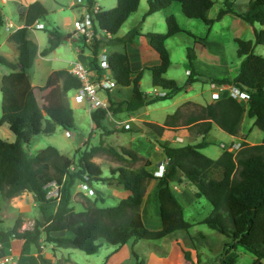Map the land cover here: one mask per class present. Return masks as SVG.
Returning <instances> with one entry per match:
<instances>
[{"label": "trees", "instance_id": "1", "mask_svg": "<svg viewBox=\"0 0 264 264\" xmlns=\"http://www.w3.org/2000/svg\"><path fill=\"white\" fill-rule=\"evenodd\" d=\"M174 1L180 3L186 17L207 25L227 13L251 25L254 41L234 39L238 46L237 56L241 58L237 72L234 76L214 78L196 71V51L194 47L188 46L189 69L186 80L180 83L167 78L165 74L171 61L165 42L179 32H187L170 15L166 18V32L144 34L149 48L158 54L160 63L133 71L125 49L107 53L108 69L117 87L108 93L107 109L98 108L89 113L93 129L109 135L112 131L105 124L108 111L113 114L133 113L157 101L172 99L188 85L202 82L232 86L246 91L249 98L244 101L225 94L222 99L204 105L199 114L190 115L185 120L191 133L204 137L215 125L229 135L236 136L244 114L264 133V57L252 51L254 44L264 45V28L255 27L256 24L264 26V0H249L243 12L233 8V0H148L144 16L164 9ZM217 1L222 6L217 16L210 18L208 11ZM138 4L139 0H117L114 7L99 8L94 12V1L87 0L86 10L92 22L93 34L90 44L85 42V37L82 38L81 50L87 49L95 55L93 64L98 71L101 68L97 55L102 48L137 45V39L141 36L138 27L131 28L122 36L118 35V31L136 11ZM13 6L22 26L8 37L17 47L15 60L0 56V64L9 69L0 80V126L6 124L14 135L13 141L0 137V192L4 198H12L23 192L31 193L43 213L44 206L55 202L47 197L50 189L47 185L55 182L60 193L54 213L43 221L36 220L33 227L24 230L19 225L8 230L0 228L1 254L12 248L14 238L22 242L17 264H55L40 251H34L41 247L42 234L47 243L60 248H77L87 254L96 253L104 243L118 248L133 238L160 240L170 237L177 240L186 236L193 247L195 238L205 236L202 233L192 236L189 229L195 224H205L227 237L217 264H236L239 248L254 256L250 264H264V135L258 143L250 145L244 141L236 151L222 149L216 159L201 152L209 144L205 140L176 146L159 141L158 146L166 160L161 176L154 175L151 170L152 161L149 159H144V163L137 168L111 169L112 179L129 191V195L120 199L115 206L99 207L96 201L104 202V197L97 191L100 195L98 199L91 201L89 198L94 196H85L88 203H82L83 208L75 210L71 203V192L76 180L88 184L101 180V169L92 161L96 154L106 153L118 161L130 164L142 158L136 151L106 142L102 138L90 146H86L87 139L85 146L77 147L68 159L53 145L41 148L36 154L28 152L34 137L41 133H54L56 124L65 131L75 128L68 93L77 89L80 81L67 69H58L53 72L60 81L56 87L50 84V77L43 86L31 84L28 70L33 67L37 55L47 56L71 35L64 34L57 27L46 29L47 46L39 50L38 45L27 37V32L30 28L40 29L34 24L46 18L47 9L38 0L27 6L20 3H14ZM4 26L5 18L0 10V29ZM144 69L151 72L152 86L164 91L163 95L146 97L142 93L140 81ZM125 87L131 88L129 96L116 101L113 98L115 91ZM178 117L177 109L166 118L164 126L145 122L149 127L147 131H153L154 135L160 137L165 126L176 123L174 120ZM124 131V127L118 129V132ZM148 179H153L157 191L161 222L158 230H150L145 226L140 211L144 182ZM172 184L192 187L196 197H205L210 202L212 212L200 221H187ZM183 254L187 260L190 259L189 250H184Z\"/></svg>", "mask_w": 264, "mask_h": 264}, {"label": "rangeland", "instance_id": "2", "mask_svg": "<svg viewBox=\"0 0 264 264\" xmlns=\"http://www.w3.org/2000/svg\"><path fill=\"white\" fill-rule=\"evenodd\" d=\"M42 1L44 2L48 14L45 19L39 20V23L43 24L45 29H34L28 30L27 32L28 37L33 39L40 49L47 46L48 33L46 29L57 27L64 34L71 35L74 32L73 22L76 17V11L69 7L71 0ZM84 1L87 2V0ZM93 1L94 4L97 3L103 9H108L116 5V0ZM248 1L249 0H233L232 6L236 11L243 12L247 8ZM23 2H27V0H23L21 3L23 4ZM13 4L14 3H10V1L0 4V10L4 15L5 22L12 21V23L17 25L21 22L18 19L17 14H15L16 8ZM221 6L222 4L220 1L215 2L208 11V16L210 18H215ZM147 9L148 0H139L138 8L123 23L119 33L122 34L133 27H138L141 33L140 37L143 40L140 41L139 37V39H137V44L141 43L142 53H144L145 48H149L144 34L148 32H166V18L173 15L179 27L190 33L179 32L169 37L165 42L171 61L170 67L165 76L180 83H183L187 78L186 70L187 67L189 68L187 59L188 46L194 47L196 51V60L194 61L195 70L210 77L217 78L227 75L234 76L237 72L241 58L237 56L236 50L238 46L234 39L240 38L243 40L254 41V34L251 25L231 13L224 14L220 19L214 20L211 25H207L200 20L186 17L181 11L180 3L177 1L172 2L164 9L144 16ZM64 23H66V25ZM255 27L257 29L264 28V26L257 24ZM6 35L7 33L4 26L0 29V44ZM78 37V35L73 36L70 41L62 43L45 57L39 55L36 57L33 67L28 70L30 82L34 86H43L50 77V84L56 87L59 80H57L53 72L58 69L69 68L70 62H79L86 67H90L91 59L88 58V50L85 49L82 54L77 50L81 45ZM90 43L91 40L89 44ZM115 46L116 49L118 46ZM252 51L254 54L264 57V45L254 44ZM138 55L142 64L141 53L132 54L133 69H137L140 66V63H137ZM0 56H3L8 60H15L17 56V47L14 42L9 40V38L6 41V44L0 47ZM8 72L9 69L0 64V80L2 75ZM215 86L216 85L211 86L208 83L195 82L193 90L182 92L180 94L181 97L191 100L182 102L178 105L177 109L179 110V117L174 121L180 124L178 127L179 129L173 130L167 128L160 138H158L159 140H157V135H154L155 133L153 131L150 132L154 136L149 134L150 132L147 133L149 127L145 122H139L138 127L135 126V128L139 129V127H142V131H146L145 136L148 138L150 137L149 135H151L152 140H155L157 144L161 141L176 146L187 143L194 144L201 140H205L209 142V144L201 149V152L212 159H216L222 149L236 151L241 147L244 141H247L250 145L261 142L264 133L258 129L254 125L253 120L248 119L245 114L238 126L236 136L229 135L215 125H213L211 131L204 137H197L189 131V128L185 125V120L190 115L199 114L204 105L217 100L211 92L212 89L215 90L212 88ZM152 88L151 72L144 69L140 81V89L146 93ZM220 88L223 89L222 91H218L221 94H228L234 90L232 86L228 85L220 86L219 89ZM99 96L103 98L105 97L102 93H99ZM113 98L116 99L115 95ZM122 98H124V94L118 96V100L116 101H120ZM70 104L74 112L75 128L71 131H65L56 124L54 133H41L34 137L28 147L29 153L36 154L41 148L47 145H53L65 158L68 159L73 156L74 150L77 147L85 146L87 139L86 146H90L93 143L97 144L101 138L106 142H111L115 145L122 144L124 147H131L130 143L127 141V138H130V136H128L130 134L122 133L120 135V133L117 132L119 128L115 127L116 122H114L113 119L106 118V128L111 130L112 133L104 135L103 131L91 128V119L89 112L86 110L85 104H77L73 101H71ZM148 108L150 111V119L156 121V125L162 126L159 123H161L164 118L175 113L176 103H173V99L161 100L149 105ZM126 115V113H119L110 116L112 118L118 117L116 119L120 120ZM165 120L163 121L164 123ZM45 122L47 123V121ZM51 124L53 123L51 122ZM0 137L9 141L14 140V135L9 131L6 124L0 126ZM178 137L182 139L179 138L178 140ZM136 144L140 145V148H142L135 150L139 157L143 156L140 152L146 150L151 156L147 159L154 162L163 160V163L165 164V157L163 154H160L159 150L156 151L157 147L155 144H146L142 139H139ZM158 148L160 149L159 146ZM143 157L130 164L118 161L106 153L100 152L96 154L92 158V161L99 165L102 174L100 176L101 180H94L90 183L95 188V195H93L94 197L92 196L93 198H89V200L92 201L98 199L97 197H99V193H101V196L104 197V202L97 200V206H115L120 198L123 197L125 189L121 185L117 186V184L112 182L113 179L110 173L111 169L117 167L137 168L144 163V159L146 158ZM154 167H156V164ZM154 173L156 172L154 171ZM79 182L80 180H76L71 192V203L77 211L83 208L82 203H88L85 195L77 186ZM146 182L144 189L146 190L145 192L148 191V193L146 194L145 209L143 211L145 226L150 230H158L161 227L160 217L159 214H157L158 218L155 217L156 214L154 212L158 207V202L154 193H149L152 189L153 183L151 184V181L148 180H146ZM175 189L174 190L177 191V194L180 196L178 200L183 206L184 218L187 221H200L212 212L213 208L210 202L205 197H196L193 193L192 187H187L184 192H179V189L181 190V188ZM141 207L140 211H142ZM151 207L153 213L150 211L147 212L146 208L151 210ZM44 209L45 211L43 213L40 204L31 193L23 192L12 198H4L0 192V228L8 230L16 225H19L21 230L31 228L36 220L43 221L45 217L53 214L56 209V204L50 203L48 206H44ZM189 232L192 236H195L197 233H202L205 238H195L193 247L190 246V240L186 236L177 240L170 237H163L160 240L133 238L129 240L128 243L118 248L115 245L104 243L96 253L87 254L77 248H58L53 244L45 242L44 234H42V247H40L39 250L37 249L34 251L35 253L40 251L46 258L50 259L55 264H217L224 242L227 241V237L215 230H211L205 224H195L189 229ZM21 244L22 242L20 240L12 239V246L16 253H19ZM184 250H189V260L184 257ZM237 253L238 259L236 264H250L254 258L251 253L242 248H239ZM117 261L119 262L115 263Z\"/></svg>", "mask_w": 264, "mask_h": 264}, {"label": "crops", "instance_id": "3", "mask_svg": "<svg viewBox=\"0 0 264 264\" xmlns=\"http://www.w3.org/2000/svg\"><path fill=\"white\" fill-rule=\"evenodd\" d=\"M8 1H10V3H20L21 5H24V6H27V5H29L31 2H33V1H35V0H27V2H23V4L21 3L23 0H16V1H14V0H0V4H4V3H7ZM38 1H40L43 5H44V2L42 1V0H38ZM86 2L84 1V0H71L70 1V3H69V7L71 8V9H74V11H76V17L74 18V26H75V22L78 20V19H83L84 17H85V15H86V13H87V10H86V4H85ZM116 3H117V0H116ZM94 5H96L97 7H99V8H101L97 3H95ZM112 8V7H111ZM104 9H106V8H104ZM8 22H11L12 23V21H8ZM8 22H5V31H6V33H7V35L5 36V38L3 39V41L1 42V44H0V47H2L3 45H5L6 44V41L8 40V37H9V34H10V32H8L7 30H6V25H7V23ZM69 22V21H68ZM67 23V22H66ZM66 23H64L65 25H66ZM70 23V22H69ZM14 24V23H13ZM37 24L38 25H43V24H41V23H39V22H37ZM35 25H36V23H35ZM14 26L15 27H21L22 26V24L21 23H19V24H17V25H15L14 24ZM44 26V25H43ZM37 27V26H36ZM44 28H45V26H44ZM35 28H30L29 30H34ZM73 33L71 34V37L70 38H67L64 42H66V41H70L72 38H73V36H75V35H78L79 37H78V39H79V41L81 42V44H82V38L83 37H85L84 35H82L79 31H76L75 29H73ZM120 31V30H119ZM119 31H118V35L119 36H122V35H124L125 33H122V34H120L119 33ZM27 37H28V35H27ZM29 38V37H28ZM86 38V37H85ZM31 39V38H30ZM139 39V38H138ZM33 40V39H32ZM141 40H143L141 37H140V41ZM34 41V40H33ZM35 42V41H34ZM63 42V43H64ZM87 44H89V41H87V38H86V41H85ZM141 43H139V44H137V45H132V44H127V45H125V46H123V45H117L118 47L115 49V45L114 46H111V47H104V49L106 50V53H108V52H113V51H122L123 49H125L126 50V52L128 53V56H129V59H130V65H131V69L133 70V71H138V70H141V69H143V68H145V67H147V66H151V65H155V64H158V63H160V59H159V56H158V54L156 53V52H154L152 49H150V48H145V52L144 53H142L143 51H142V46L140 45ZM39 48V47H38ZM141 50V51H139V50ZM39 50H41L40 48H39ZM78 52L79 53H83L84 51H82L81 50V45L78 47ZM139 52L141 53V60H142V64H141V61H140V57H139V55H138V57H137V59H138V61H137V63H140L139 65V67L137 68V69H133V67H132V54H139ZM146 53H148V54H146ZM89 55H90V52H88V58H89ZM38 56V55H37ZM147 56V57H146ZM36 59V58H35ZM90 60V59H89ZM91 65H92V63H91V60H90V67H91ZM86 67V66H85ZM188 67H187V70H186V72H187V74H188ZM60 82V81H59ZM58 83V82H57ZM32 84V83H31ZM195 83H193V84H191V85H188L187 87H186V89L185 90H183L182 92H188V91H191V90H193V85H194ZM33 85V84H32ZM211 86H214V84H210ZM34 86V85H33ZM219 87L220 86H218V85H216L215 87H212V88H214L215 90H213L212 89V95H215V94H218L219 92L218 91H221V89L222 88H220L219 89ZM130 90H131V88L130 87H125V88H118L117 89V91H115V93H114V95H115V100H118V96H120V95H123L124 94V98H127L128 96H129V94H130ZM142 91V90H141ZM181 92V93H182ZM142 93L146 96V97H151V96H155V95H163L164 94V91H162L161 89H159V88H155V87H153L150 91H148V92H146V93H144L143 91H142ZM181 93H179L177 96H175L174 98H172L173 99V103H176V109H175V111L177 110V108H178V105H180L182 102H186V101H190L191 99H187V98H183V97H181ZM126 94V95H125ZM124 98H122V99H124ZM183 98V99H182ZM169 100H171V99H169ZM151 105V104H150ZM148 106L149 105H147V106H144V107H142V108H140L139 110H137V111H135V112H133V113H126L127 115L123 118V119H120V120H118V119H116V118H118V117H111L110 115H112L113 113L111 112V113H108L107 114V118H109V119H113V121L114 122H116V125H115V127L116 128H125V131L124 132H119L120 133V135L122 134V133H127V134H130V135H128V136H130V138H127V141L130 143V149H132V150H139V148H140V145H137L136 144V142L137 141H139V139H142V140H144L145 141V143L146 144H155V146L157 147L156 148V151H158L159 150V152H160V154H163L162 153V150L161 149H159L158 148V144L155 142V140H152V136L151 135H153V134H151V133H149V134H151V135H149L150 137H146L145 136V133H146V131L144 132V131H142V127H139V129L138 128H135V126H137L138 127V125H139V122H141V123H143V122H150V123H154L155 124V122L156 121H154V120H152V119H150V111H149V108H148ZM121 114V113H120ZM108 116H110V117H108ZM122 117V116H121ZM166 118H164V120H165ZM163 120V121H164ZM161 122V123H159V124H161L162 126H164V122ZM180 126V124H178L177 122L176 123H174L173 125L171 124V126H165V130L168 128V129H173V130H178L179 127ZM188 128H189V125H186ZM91 128L93 129V123H92V121H91ZM135 128V129H134ZM164 130V131H165ZM189 131H190V129H189ZM118 132V131H117ZM191 132V131H190ZM147 133H148V131H147ZM113 136V135H112ZM132 136V137H131ZM154 136V135H153ZM113 138V137H112ZM157 138V140H159L158 139V137H156ZM160 138V137H159ZM179 138L180 137H178L177 139L179 140ZM180 139H182V138H180ZM115 141V140H114ZM182 141V140H181ZM117 144V143H116ZM179 144V143H178ZM119 145H122V144H119ZM183 145V144H182ZM124 146V145H123ZM146 148V147H145ZM140 149H142V148H140ZM140 153H142L141 155H143L146 159L147 158H149V156H150V154H149V152L148 151H146V150H144V152H140ZM139 153V154H140ZM140 155V156H141ZM143 156H141V157H143ZM143 157V158H144ZM151 157V156H150ZM166 161V160H165ZM154 163V164H153ZM159 163H162V164H164L163 163V160H160V161H156V162H154V161H152V166H151V170H153V171H157V166H158V164ZM156 164V167H154V165ZM154 175L156 176V173H154ZM148 181H151V184L153 183V186H152V189H151V191H149V193L151 194H153L154 193V196H155V198H156V200H157V191H156V188H155V186H154V181H153V179H148ZM112 182L113 183H115V184H117V186H119V184L115 181V180H112ZM147 182L145 181L144 182V186H145V184H146ZM88 184V183H87ZM93 190H95V188H94V186L93 185H91V184H88ZM173 186V189H175V188H181V190L179 189V192H184L185 190H186V188L187 187H189V186H186V185H183V184H181V185H174V184H172ZM108 186H110V185H108ZM176 190V189H175ZM174 190V191H175ZM146 190L144 189V187H143V202H142V207H141V215H142V220H143V222H144V224H145V218H144V216H143V211H144V206H145V198L147 197V193H148V191L147 192H145ZM175 193H176V196H177V198L179 199L180 198V196H179V194H177V191H175ZM109 195H111L110 193H108ZM129 195V191H127V190H125V192H124V194H123V197L122 198H124V197H126V196H128ZM111 196H113V195H111ZM122 198H120V199H122ZM51 203H55L56 205H57V201H55V202H51ZM146 211L147 212H152L153 213V210H152V207H151V210H149V209H147L146 208ZM154 212H155V214H156V216L155 217H157L158 218V215L157 214H159V209H158V207H157V209H156V211L154 210ZM152 218V217H151ZM59 248V247H58ZM11 249H13V246H12V248ZM13 251H14V249H13ZM15 252V251H14ZM16 253V252H15ZM17 255H19V253H16ZM119 261H117V262H115V263H118Z\"/></svg>", "mask_w": 264, "mask_h": 264}, {"label": "built area", "instance_id": "4", "mask_svg": "<svg viewBox=\"0 0 264 264\" xmlns=\"http://www.w3.org/2000/svg\"><path fill=\"white\" fill-rule=\"evenodd\" d=\"M92 9L94 12H96L98 11L99 7L94 5ZM36 26L38 28H44L43 25H38L37 22ZM18 28L19 27H15L11 22H8L6 25V30L10 33L14 32ZM74 29L84 35L87 38V41L90 42L93 34V26L88 13H86L83 19H78L75 22ZM89 58L91 59L92 63L91 67H85L79 62H70L68 71L79 79L80 86L77 89L70 91L68 93V97L70 101H73L77 104H85L86 110L90 113L91 111L98 108L107 109L109 106L108 93L112 92L117 87V84L112 79L111 72L108 69V57L104 48H102L97 55L98 64L101 68L100 71H98L93 64V60L96 58L95 55L90 53ZM232 88L234 90L227 95L243 99L244 101L249 98V95L246 91H242L234 87ZM222 90L223 89H221V91ZM99 93L104 94L105 97L103 98L99 96ZM214 96L218 100L222 99L226 95L218 93ZM108 113L111 112L108 111L107 114ZM157 167L158 169L156 174L157 176H161L164 172V164L160 163ZM47 186L50 187L47 197L53 199L54 201H58L60 192L56 183L51 182ZM77 186L86 197H92L94 195V190L86 182H79ZM1 248L2 247L0 245V249ZM17 260L18 255L11 248H9L5 254H1L0 252V264H17Z\"/></svg>", "mask_w": 264, "mask_h": 264}, {"label": "clouds", "instance_id": "5", "mask_svg": "<svg viewBox=\"0 0 264 264\" xmlns=\"http://www.w3.org/2000/svg\"><path fill=\"white\" fill-rule=\"evenodd\" d=\"M35 26H36V25H35ZM37 28H38V27H37ZM40 29H44V28H40ZM67 70H68V68H67ZM159 164H160V163H159ZM159 164H158V165H159Z\"/></svg>", "mask_w": 264, "mask_h": 264}]
</instances>
